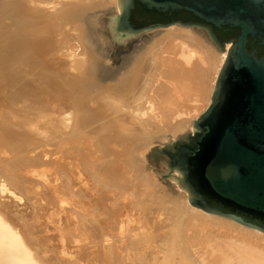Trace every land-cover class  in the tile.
Listing matches in <instances>:
<instances>
[{
	"label": "bare ground",
	"instance_id": "6f19581e",
	"mask_svg": "<svg viewBox=\"0 0 264 264\" xmlns=\"http://www.w3.org/2000/svg\"><path fill=\"white\" fill-rule=\"evenodd\" d=\"M108 4L114 5L115 13L118 11L116 0H0V264L63 262L56 254L57 245L43 233L47 222L30 206L31 196L26 193L33 187L41 189L33 191L34 195L44 192L54 200V195L61 199L65 188L72 193L79 190L87 194L91 207L103 205L94 190L122 186L124 181L120 179L134 167L135 172L139 170L136 176H140L141 184L152 188L150 195L157 199L153 201L165 200L155 194L159 188L156 190L154 180L144 173L131 148L135 139L124 137L128 135L126 129L165 132L171 139L191 126L210 103L228 44L219 50L189 26L171 24L162 28L143 46L123 52L121 57L126 58L109 64L107 75L97 79L94 72L105 58L86 38L83 20L88 10ZM58 60L72 72L70 76L59 71L63 66L57 68ZM27 73L33 80L25 78ZM48 96L66 99L70 107L51 111L46 103ZM18 101L26 102L27 109L40 111L33 117L38 122L11 118L5 111L10 107L6 103ZM57 106L52 105L54 109ZM122 110L127 113L122 114ZM134 113L138 119L135 115L136 119H128ZM111 115L113 118H106ZM181 117L187 118L177 121ZM58 120L69 124L67 132L59 129L62 123H56ZM115 120L118 123L114 124ZM127 139L131 146L126 144ZM110 141L122 144L121 151L109 148ZM41 164L45 169L34 172L33 177L25 174ZM67 172L69 178H65ZM51 174L61 175L63 180L49 193L44 190V182ZM83 175L88 177L87 183L84 180L77 185L75 180ZM183 198L168 201L162 208L153 206L151 200L145 206L154 225L159 219L168 222L162 260L174 255L179 264H264L263 232L208 213L190 205L186 195ZM21 199L23 203H19ZM87 224L88 232L93 233V220L89 218ZM60 231L62 236L69 229ZM147 241L148 236L139 235L133 243L135 249L143 250ZM92 248L90 244L85 255L93 253Z\"/></svg>",
	"mask_w": 264,
	"mask_h": 264
},
{
	"label": "water",
	"instance_id": "95a60500",
	"mask_svg": "<svg viewBox=\"0 0 264 264\" xmlns=\"http://www.w3.org/2000/svg\"><path fill=\"white\" fill-rule=\"evenodd\" d=\"M137 4L145 11L189 12L198 20L147 23L158 17L132 15ZM116 5V13L114 5L101 6L83 20L89 43L112 64L171 24L203 32L219 50L228 44L206 109L191 129L159 142L152 154L166 165L164 179L171 186L176 181L190 205L264 233V0H116ZM223 26L238 28L236 37L218 39L214 28ZM254 43L263 48L261 56L248 50ZM107 66L102 62L95 70L97 79L107 75Z\"/></svg>",
	"mask_w": 264,
	"mask_h": 264
},
{
	"label": "rangeland",
	"instance_id": "374dc122",
	"mask_svg": "<svg viewBox=\"0 0 264 264\" xmlns=\"http://www.w3.org/2000/svg\"><path fill=\"white\" fill-rule=\"evenodd\" d=\"M106 6H112V4H108ZM99 9H100V6L91 9L92 11L88 10L87 13L99 12L98 11ZM69 26H71V25H69ZM168 27H170V25ZM164 28H167V27H164ZM161 30L162 29L158 30L157 32L150 33L148 36V40H150V38H153L152 35L158 36L160 34V32H162ZM191 30H194L195 32H197V34H200L198 36H202L204 39H207L203 32L196 31L192 27H191ZM143 45H144V43L142 44V46ZM211 45L216 47L212 43H211ZM107 57L105 58L106 60L103 59L104 60L103 63L109 65L112 63V61L109 59V57L108 58ZM60 62L61 61H59L58 64H56L58 69L60 67L59 64H61ZM55 63H56V60H55ZM62 66L63 67L65 66V68H63ZM62 66H61L62 68L61 67L60 68L67 70L66 71L67 73L65 72V70L60 69L59 71L61 73L63 72L65 75L67 74V76H70V74L72 72L68 71V69H67L68 67H66V65L63 64ZM25 78H27L28 80H33V76H31V74H28V73L25 75ZM52 100H53V102H52ZM46 103L49 105V109L51 111L54 110L55 112H57L59 110V108L60 109H62L63 107L66 108V106H67V108L70 107V105L66 99L55 98V97L53 98L51 96L47 97ZM54 103L57 104L58 106L54 105ZM62 103H63V105H62ZM25 104H26V102H24V101H18L14 104H10L9 102H7L6 105H8L10 107L8 109H5V111H7L11 115L12 119L15 118L17 120L22 119L24 121L32 120V121L38 122V118L37 117L33 118V117H35V115L39 114L40 111L37 109L36 110L34 109L35 111L32 109L31 110L27 109ZM52 105H53V107L57 106L56 109H54L52 107ZM122 109H124V108H122ZM125 112H126V110H122L121 113L125 114ZM128 114H126L127 117H128ZM134 115L136 116L135 113L133 115L130 114V118L128 117V119L132 120V117H134V119H136V118L138 119V116H136V118H135ZM57 116H58V113H57ZM112 116L113 115H111L109 117L107 116L106 118L107 119L113 118ZM186 118L181 117V118H178L177 121H180V119L183 120ZM107 119H105V120H107ZM127 120H125V121L127 122ZM39 121H41V120H39ZM58 122H59V124L62 123L60 125L57 124V125H59V129H61L62 131L65 130V132H67L69 130V127H70L69 124L67 126L66 123H63L62 121L60 122V120H58L56 123H58ZM175 122H176V120H175ZM116 123H118V122H116V120H115L114 124H116ZM64 126H65V128H64ZM122 128H124V126ZM150 128H153V127H150ZM188 128L189 129L191 128L190 124L187 126L186 130ZM126 130H127L126 134H128V135H125L124 137H127V138L130 137L131 139H135V142L137 145L135 144L134 146H131V144L129 142L130 138L127 139L126 144L128 146H131V148H133V151L136 152L135 154L138 156L137 159L140 160L142 162V163L140 162V164L144 166V169H145L144 173L145 174L147 173L154 180L155 189L157 190L159 188L158 192L156 191L155 194L163 196V198L165 200H161V202H160V200L159 201H153V200H157V199H152L153 196L150 195L152 188L143 186V184H141V182L139 181L140 176L137 177L138 176L137 172H139L138 168H137L136 172H135L134 168H133V170L132 169L126 170V172L122 176L124 179H122V178L120 179V181H122V182L124 181L122 186L112 185L111 188L110 187L109 188H102V189H105L104 190L105 192L104 191L101 192L100 188H99V190L98 189L94 190L96 192L97 198L102 197L101 199L105 203V204H103L104 206L101 205L100 203L99 204L96 203V204H92L93 206L91 207V205H90L91 203L88 200L87 194L82 193L79 190H77L75 193H72V192L68 191L67 188H65L64 189L65 192L61 196V199L59 200L60 197H58L57 195H54V197H55V200H54V198L52 199L48 193L45 194L43 192L42 193L43 195H41V196L40 195H37V196L34 195V193H32L33 191L38 192L41 189H39V187L38 188L33 187V191H30L28 194L26 193V195L31 196L30 206L31 205H32V207L34 206L35 211H37L38 213H41V215H39V216L42 217V220H45L47 222L48 226L43 227V233L45 234L46 238L51 243H54L57 245L55 251H56V254H57L58 258L60 259V261H63L62 264H73L74 262L76 264H94V263L95 264H177L178 263V258H175L176 256H174V255H170L169 256L170 258L166 257L167 259L165 258L164 260H162L164 258V252L166 253V247L163 246L162 241L164 239L165 233H167V231H165V230H168V228H169V226L167 225L168 222L163 217L164 219H159V221H157L154 225V222L151 220L152 219L151 214H149L148 212L145 213V210H146L145 206L148 203H150V200L153 203L152 205L157 206V207H161L164 204H167L173 200L184 201L183 197H184L185 193H183L180 189L177 188L176 182L173 181L174 185L171 186L166 181V179H164V177L162 176L166 171L165 163H163L162 161L157 159L155 157V155L152 154L154 147L159 146V142L166 141L167 138L169 137L168 136L169 134H165V132H157V131L156 132L141 133V132H137V131H131L129 129H126ZM150 130H152V129H150ZM110 133H112V131ZM103 134H104V132H101L100 135H103ZM178 134H176V135H178ZM176 135H173V136L176 137ZM173 136H171V138H174ZM143 140H145V141H143ZM138 141H140V142H138ZM143 142H144V144H143ZM107 146L109 148H111L112 150H120L121 151V149L123 148V145L118 143L117 141H115V142L110 141V143H108ZM146 146H147V148H146ZM139 147L142 149H140ZM142 150H143V152H142ZM28 156L32 157V155H28ZM145 164H147V166ZM44 166L45 165H42V164L41 165H34L31 167L32 168L31 172L25 173V174L33 177V175L35 174L34 172L42 171L43 169H45ZM135 168H136V166H135ZM149 168L152 170V172ZM131 173H133L134 176ZM67 174H68V172H67ZM125 174H127V175H125ZM136 174H137V176H136ZM69 177H70V172H69L68 176H66L65 178H69ZM61 179L63 180V176H61V175L60 176H54V174H51L50 176L48 175V177H47L48 182H44V188H45L44 190L49 191V193L54 191L53 190L54 185H57ZM87 179H88V177L83 175V178L81 180H79V181L75 180V182L77 183V185H82L84 180H86V183H87ZM137 179H138V181H136ZM62 180H61V182H62ZM158 184L160 187L158 186ZM139 185H141V186H139ZM50 189H52V191ZM128 189H130V190H128ZM145 190L147 191V193ZM170 194L173 196H171ZM166 195H168V196H166ZM62 197H64V198H62ZM103 197L104 198L106 197L107 199L105 198L106 199L105 200ZM22 200L23 199H21L19 201V203H23L24 200L23 201ZM112 200H113V202H112ZM117 207H118V209H117ZM99 209H101V211ZM108 209H110V210H108ZM115 210H117L116 211L117 213L115 212ZM67 212H68V214H67ZM91 213L92 214L94 213V214L92 215ZM52 214H54V215H52ZM111 214H113V215H111ZM46 216H48V219L46 218ZM74 216H76V217H74ZM133 216H134V218H133ZM53 218H54V220H52ZM59 218H60V220H59ZM89 218H90V220H93V223H94V226H93L94 231L91 234L88 232V229L86 228L88 226L87 220ZM142 219H143V222H141ZM79 221L82 222V224H80L81 226L77 225L79 223ZM64 227L68 228L69 231L65 235L61 236L60 230H61V228H64ZM81 228H83V229H81ZM154 229H155V231H154ZM41 233H42V231H41ZM139 235L148 236V241L144 242L145 244H144L143 250L138 249L139 251H137L135 249V245L133 243L137 242ZM90 244H91V246L93 245L92 249H94V251L90 255H85L86 251L88 250V247L90 248ZM60 245H62V246L60 247ZM58 247L61 249L58 250ZM143 255H145V256H143ZM63 258H64V260H63ZM168 258H169V260H168ZM79 259H81V260H79Z\"/></svg>",
	"mask_w": 264,
	"mask_h": 264
},
{
	"label": "flooded vegetation",
	"instance_id": "af4514ba",
	"mask_svg": "<svg viewBox=\"0 0 264 264\" xmlns=\"http://www.w3.org/2000/svg\"><path fill=\"white\" fill-rule=\"evenodd\" d=\"M135 9H136V7H135ZM172 19H180L182 21H195V20H198L195 16H193L189 12L179 11V12H165V13H162V17L153 19V20H151V21H149L147 23L155 22V21L164 22V21H169V20H172ZM147 23H143L142 22L141 24L144 25V24H147ZM232 28L234 29L235 27L223 26L222 29L214 28V31H215L216 36L218 37V39H220L221 41H224V40L234 39V38L228 36V34L232 31L231 30ZM235 31H238V28H235ZM247 48H248V50L249 49L250 50L251 49L254 50V52H255V54L257 56H261L263 54V48L261 46L257 45L256 43H254L252 45L248 44ZM260 50H262V52L259 54Z\"/></svg>",
	"mask_w": 264,
	"mask_h": 264
},
{
	"label": "trees",
	"instance_id": "16d2710c",
	"mask_svg": "<svg viewBox=\"0 0 264 264\" xmlns=\"http://www.w3.org/2000/svg\"><path fill=\"white\" fill-rule=\"evenodd\" d=\"M135 12H141V13H151V14H154L156 15L158 18L162 17V13H158L156 11H145L141 8V6L139 4L136 5V9L133 11L132 15L135 13ZM137 25V24H136ZM232 31L228 34V36L232 37V38H235L238 31H235V28L231 29ZM249 48V47H248ZM262 52V50L259 51V54Z\"/></svg>",
	"mask_w": 264,
	"mask_h": 264
}]
</instances>
